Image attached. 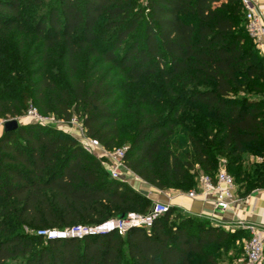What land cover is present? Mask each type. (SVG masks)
Returning a JSON list of instances; mask_svg holds the SVG:
<instances>
[{
  "label": "trees",
  "instance_id": "16d2710c",
  "mask_svg": "<svg viewBox=\"0 0 264 264\" xmlns=\"http://www.w3.org/2000/svg\"><path fill=\"white\" fill-rule=\"evenodd\" d=\"M143 82L164 98L145 83L126 106L125 87ZM31 107L79 116L105 149L126 148L125 167L158 191H198L194 172L216 181L220 157L240 198L264 188V162L244 165L246 154L264 158V55L241 0H0V118ZM152 207L55 125L0 135V264H218L220 250L243 253L245 229L176 206L125 235L37 233Z\"/></svg>",
  "mask_w": 264,
  "mask_h": 264
},
{
  "label": "built area",
  "instance_id": "2783aa9c",
  "mask_svg": "<svg viewBox=\"0 0 264 264\" xmlns=\"http://www.w3.org/2000/svg\"><path fill=\"white\" fill-rule=\"evenodd\" d=\"M241 1L246 9L247 31L254 41L257 44H260L264 42V16L260 11H256L251 6V0ZM28 116L32 117L35 122L46 125L54 124V122L57 120L52 115L40 114L35 107H31L28 112ZM7 121V119L0 118V127H4ZM71 122L76 124L78 123L75 118H73ZM83 129V125L81 124V130L83 131ZM64 131H67L68 133L75 136L78 135L77 131H70L67 129H64ZM80 143L92 153L95 151H101V155H108L111 153V150L105 149L97 140L92 139L87 135L85 140L80 141ZM125 150L126 148L114 150V166L112 168L110 166L107 167V169L110 170L111 176L113 178L119 177L117 170L124 165L123 158L125 155ZM236 190L237 185L235 179L230 173L227 172L224 166L219 170L216 176V181H214L210 176L204 175L202 177L201 187L198 191H177L172 193L171 197L179 194H185L193 199L202 197L205 200L210 201L212 204V214L207 217L215 220L217 215H224L227 212L232 210L234 211L236 209ZM170 208L171 205L168 203L156 202L147 214L131 212L125 219L116 217L93 226L76 225L66 230H39L37 233L48 238L77 237L80 239L88 235L106 234L114 231L121 235H125L131 228L143 227L150 229L153 226L155 220L168 212ZM240 224L243 225V228L249 229L252 232V237L246 246V255L241 260V264H264V226L244 222H240Z\"/></svg>",
  "mask_w": 264,
  "mask_h": 264
},
{
  "label": "rangeland",
  "instance_id": "374dc122",
  "mask_svg": "<svg viewBox=\"0 0 264 264\" xmlns=\"http://www.w3.org/2000/svg\"><path fill=\"white\" fill-rule=\"evenodd\" d=\"M147 0H142V2L145 4ZM145 83H148V86L150 87V90L146 93L145 90ZM15 86V85H14ZM147 94V96H152L155 101H159V98H164V91L161 87V85L157 84V83H149V82H143L140 85H136V84H129L125 87V92H124V103L126 106H130L131 104L136 103V101H138L139 99H137L138 97H141L142 95ZM135 101V102H134ZM74 118L78 121V123H72L70 122H66L60 119H57L56 122H54V124L56 127H58L59 129H67V130H72V131H77L78 135H73L75 137H77L80 141H84L85 137H86V132L81 130V119L79 118V116H74ZM18 119L20 124H25V123H31V122H35L34 119L30 116H28V114L18 117L16 118ZM64 128V129H63ZM179 132L178 134V138L181 139L183 138V141L187 142L186 139L184 138V130L185 128L183 126H181L179 128ZM4 131V127H0V135L3 133ZM82 131V132H81ZM67 132V131H66ZM68 133V132H67ZM187 147V145L185 146ZM94 154L101 160V162L103 163L104 167L107 169V167H113L114 166V150H111V153L108 155H101V151H95ZM245 157V163L244 165L249 168V169H255V165L256 163H263L264 162V158L261 156H256V155H252V154H246L244 155ZM226 164V160L223 157L219 158V168L218 171L223 168ZM199 170L197 172H194L195 174V179L199 184V188L201 187V181H202V177L205 175L204 172L198 168ZM225 169L227 170L226 166ZM108 172L111 175V172L109 169H107ZM118 173H119V177L117 179H120L122 181H127L129 182L134 188H140L139 185H137V183L139 181H142L140 178H138L133 172H131L130 170H128L124 165L121 166L120 168H118ZM155 189V188H154ZM156 190V189H155ZM173 190H165V191H158L156 190L157 194L160 196L154 197L153 200V205L157 202L160 203H168L170 204V202L167 201V199L164 197L168 194V192H171ZM177 191H181V190H177ZM183 192V191H182ZM171 205V204H170ZM172 207V206H171ZM195 215H200L197 213H192ZM202 216V215H200ZM215 221V220H214ZM216 222V221H215ZM237 229H245L243 228V225L238 223L237 225L232 226V230L230 231H236ZM244 234L242 235V237L238 240V243L235 245V247H240L243 249V253L238 254V250L236 248H234V246L232 247H228L227 249H223L220 250V254H219V258L217 260L218 264H241V260L243 259V257L246 255V246L247 243L249 242L250 238L252 237V232L249 229H245L244 230ZM244 254V255H242ZM242 256V257H241ZM21 260H16V261H11V264H17L20 263Z\"/></svg>",
  "mask_w": 264,
  "mask_h": 264
},
{
  "label": "crops",
  "instance_id": "0c3cea01",
  "mask_svg": "<svg viewBox=\"0 0 264 264\" xmlns=\"http://www.w3.org/2000/svg\"><path fill=\"white\" fill-rule=\"evenodd\" d=\"M251 6L256 11H260L264 16V0H251ZM257 46L264 55V42L257 44ZM137 185H139L140 188L135 189L151 199L160 196L151 185L144 181H139ZM174 192H177V190L168 192L169 195L164 196L167 201L170 202L171 206L179 207L189 213H197L206 216L212 214V204L210 201L202 197L193 199L185 194L171 197V194ZM236 198V209L224 215H217L215 221L224 225L228 230H232V226L240 222L264 226V188L255 191L247 198H240L236 194Z\"/></svg>",
  "mask_w": 264,
  "mask_h": 264
},
{
  "label": "water",
  "instance_id": "95a60500",
  "mask_svg": "<svg viewBox=\"0 0 264 264\" xmlns=\"http://www.w3.org/2000/svg\"><path fill=\"white\" fill-rule=\"evenodd\" d=\"M20 126V123L18 121V119H11L8 120L5 125H4V131H12L17 129ZM122 219H125L127 217L126 214H123L121 216H119Z\"/></svg>",
  "mask_w": 264,
  "mask_h": 264
}]
</instances>
